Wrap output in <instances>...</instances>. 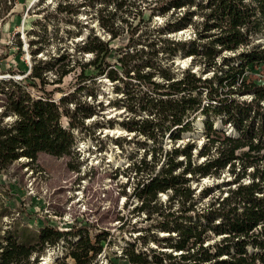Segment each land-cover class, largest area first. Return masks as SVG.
Wrapping results in <instances>:
<instances>
[{"label":"trees","instance_id":"obj_1","mask_svg":"<svg viewBox=\"0 0 264 264\" xmlns=\"http://www.w3.org/2000/svg\"><path fill=\"white\" fill-rule=\"evenodd\" d=\"M97 3L100 4L97 22L109 40L119 38L126 29L128 41L123 47L112 48L109 41L89 34L76 48L80 54H92L90 60L81 64L79 77L86 86L78 91L100 77L121 82L123 86L116 85L114 89L118 92L119 87L123 88L125 109L134 114L121 122L124 130L152 142L165 136L176 142L184 135H193L198 124L195 118L200 115L207 138L197 151L196 157L203 158L199 162L192 159L193 145L186 142L182 147L165 151L157 170L154 165L160 147L151 148V164L144 157L132 164L135 175L146 171L148 174L146 178L141 176L133 188V195L140 201L139 210L160 216L155 227L168 233L160 240L177 254L159 251L148 260L131 246L123 251L127 264H163L164 260L170 261L167 264H264V84L244 78L246 67L264 63V47L252 44V40L264 34V0H155L148 8L150 16L185 6L198 7L202 22L191 40L162 37L191 24V11L170 16L162 26L152 29L156 32L152 39L142 31L135 39L133 36L143 22V12L136 0H82L81 5L93 7ZM15 4V0H0V23L13 13ZM108 4H113V11L107 10ZM134 5L133 15L139 17L138 21L127 25L128 20L119 13L131 14ZM138 44L144 46L137 47ZM225 51L232 55L221 56ZM177 55L192 57V62L200 65V70L211 72V76L202 79L190 67L175 76L172 64ZM72 62L67 53L35 62L24 77L34 94L25 89L21 80L10 84L15 87L12 90L0 86L4 96L1 116H14L9 125H0V170L18 158L33 161L40 152L61 157L73 150V131L86 130L84 120L95 114V105L74 102L69 110L64 106V96L56 99L52 91L44 90L47 82L43 77L56 64L64 68ZM87 69L92 70L85 73ZM69 71L71 68L63 69L58 75L62 78ZM155 76L161 80H155ZM130 79L136 81V87L126 86ZM90 95L92 98L93 94ZM244 95L250 99H237ZM141 113L145 117L134 119ZM62 116L66 119L64 126L60 122ZM218 116H223L222 124H230L236 135L224 134L214 125L213 118ZM225 169L233 174L235 187L221 200L215 198L207 208L194 212L196 202L209 195L212 186L204 187L196 197L189 182L218 177ZM245 177L249 180L244 183ZM166 192H169L168 211H160L155 206L157 195ZM174 204L177 214L169 210ZM38 227L34 244L27 234L20 240L11 234L0 238V264H29V258L34 261L44 244L54 246L69 237H77L67 251L73 264H89L100 252L98 243L107 235L96 233L92 243L87 224L78 227L70 224L60 230L43 222ZM208 233L221 238L212 246L204 245Z\"/></svg>","mask_w":264,"mask_h":264},{"label":"rangeland","instance_id":"obj_2","mask_svg":"<svg viewBox=\"0 0 264 264\" xmlns=\"http://www.w3.org/2000/svg\"><path fill=\"white\" fill-rule=\"evenodd\" d=\"M15 1L13 13L0 23V86L4 90H12L15 87L10 84L21 80L25 89L34 94V89L29 87L24 79L29 68L35 62L67 53L70 54L73 62L64 68L56 64L53 70L44 72L43 77L47 82L44 90L52 91L56 99L64 96L66 99L64 106L69 110L73 109L74 102L92 103L95 105V114L84 120L86 130L73 131L75 146L69 155L55 157L40 152L33 161L18 158L0 170V238L11 234L20 240L27 234L29 242L34 244L38 226L43 222L59 227L60 230H64L70 224H75L77 227L87 224L88 238L92 243L95 242L96 233H107L106 238L98 243L100 252L91 259L89 264H127L123 251L131 246L135 253L146 255L148 260L151 259V255L158 254L159 251L170 252L171 255L177 254L166 248L165 242L160 240L168 236L167 232H162L155 227L161 219L160 216L156 213L148 215L139 210L140 201L133 195V188L141 176L146 178L148 174L146 171L135 175L131 167L134 162L138 163L143 157L151 164V148L160 147L161 151L156 153L158 161L154 165V170H157L165 151L178 145L182 147L186 142L193 145L192 159L201 161L202 157H196L197 151L207 140L201 126V116L197 115L195 118L198 123L197 129L193 131L195 136L185 135L176 142L171 141L168 136L163 139L159 137L157 141L152 142L142 135L124 130L121 122L132 118L134 114L125 109L123 88L119 87L118 92L114 89L116 85L123 86V83L117 81L115 83L100 77L94 84L88 83V88L78 91L82 86H86V82L79 77L81 64L90 60L92 54H80L76 48L92 33L109 41L108 45L112 48L123 47L128 41L126 29L119 38L109 40V35L97 22L96 10L100 6L99 3L92 7L82 6V0ZM154 2L155 0H136L135 4L139 5L138 9L140 8L143 12V22L139 24V29L133 36L135 39L141 31L152 39L156 35L152 29L162 26L170 16L180 15L184 10L193 13L191 24L181 29L183 31L178 30L162 37L181 40H191L196 37V28L199 29L202 22L197 6H185L175 11L170 10L164 15L154 13L150 16L151 12L148 8L153 6ZM136 5L132 6L131 14L119 13L128 20L127 25L136 24L138 21L139 17L133 15ZM107 10L113 11V4H108ZM157 42L160 44L159 41ZM252 44L264 47V34L261 38L258 39L257 36L252 40ZM141 46L144 45H137V47ZM231 55L232 53L226 51L221 53V56ZM191 58L177 55L172 64L174 75L179 77L182 69L190 67L202 79L209 78L211 72L200 70V65L194 64ZM179 60L181 64L185 63L181 67L177 65ZM220 62L221 58L217 60L218 64ZM67 68H71V71L60 78L58 74ZM91 70L87 69L85 73H90ZM59 78L60 81L57 82ZM244 78L248 82L264 84V63L246 67ZM154 79L161 80L158 76ZM129 82L126 85L128 88L136 87L134 79H130ZM90 94H93L92 98ZM202 99L206 104V98L203 96ZM237 99L248 101L250 97L244 95ZM3 100L4 96L0 93V125L7 126L13 122L14 116L10 114L1 116ZM141 117L145 115L141 113L134 119ZM222 117L213 118L214 125L222 129L224 134L236 135V131L230 124H222ZM60 122L63 126L66 124L64 116L61 117ZM110 127L114 129L122 127L123 131L120 135L107 132L105 134L106 129ZM115 138L118 139L117 142ZM161 152L162 154H159ZM178 159L182 157L179 156ZM238 166L236 164V170ZM233 179V174L225 169L218 177L211 176L189 182L196 197L204 187L212 186L211 193L196 202L194 212L207 208L210 201L215 198L221 200L225 197L236 185ZM243 180L245 183L249 178L245 177ZM168 196L169 192L157 195L155 206L159 207L160 211H168ZM169 210L177 214V204L172 205ZM194 212L189 213L193 215ZM170 235L173 236V233ZM208 235L209 238L205 240L204 245L212 246L221 238L212 233ZM75 241L77 237H69L60 239L54 246L44 244L34 261L33 257L29 258V264L41 262L40 257L48 250L51 252L52 259L48 264H73L74 261L67 251ZM248 249L253 251L251 248ZM164 261L163 264L170 262Z\"/></svg>","mask_w":264,"mask_h":264},{"label":"bare ground","instance_id":"obj_3","mask_svg":"<svg viewBox=\"0 0 264 264\" xmlns=\"http://www.w3.org/2000/svg\"><path fill=\"white\" fill-rule=\"evenodd\" d=\"M180 31H183V30H180ZM179 31V32H180ZM261 38V36L258 35V39ZM182 58V57H181ZM183 59V58H182ZM184 60V59H183ZM180 64H181V60L178 61ZM184 62V61H183ZM185 64V63H184ZM184 64H181L179 65V67H181L182 65ZM102 79V78H101ZM103 131V130H102ZM123 131V128L122 127H116L115 129L110 127L108 129H106L105 131V134L107 133H113V134H116V135H120L121 132ZM107 132V133H106ZM127 134V133H126ZM129 134V133H128ZM189 134V133H188ZM193 135L195 136V133H193ZM185 136V135H184ZM197 137V136H196ZM195 140V139H194ZM80 145V144H79ZM88 145V144H87ZM80 148V147H79ZM82 148V147H81ZM84 148V147H83ZM85 150V149H84ZM108 154V153H107ZM106 154V157H108ZM94 157V156H93ZM116 157V156H115ZM118 159V158H117ZM114 160V159H113ZM91 161V160H90ZM95 162V161H94ZM100 162V161H99ZM116 163V162H115ZM206 177H204L205 179ZM203 179V178H202ZM207 180V179H206ZM161 235V234H160ZM51 252L48 250L46 253H44L43 255V261L45 264H48V263H51Z\"/></svg>","mask_w":264,"mask_h":264},{"label":"built area","instance_id":"obj_4","mask_svg":"<svg viewBox=\"0 0 264 264\" xmlns=\"http://www.w3.org/2000/svg\"><path fill=\"white\" fill-rule=\"evenodd\" d=\"M40 261H41V262H38V264H45V263L43 262V256L40 257Z\"/></svg>","mask_w":264,"mask_h":264},{"label":"water","instance_id":"obj_5","mask_svg":"<svg viewBox=\"0 0 264 264\" xmlns=\"http://www.w3.org/2000/svg\"><path fill=\"white\" fill-rule=\"evenodd\" d=\"M177 65H181L180 63H178Z\"/></svg>","mask_w":264,"mask_h":264}]
</instances>
